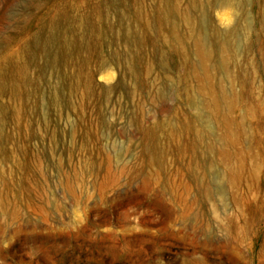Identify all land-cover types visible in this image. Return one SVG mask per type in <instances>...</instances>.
<instances>
[{"label": "rangeland", "instance_id": "obj_1", "mask_svg": "<svg viewBox=\"0 0 264 264\" xmlns=\"http://www.w3.org/2000/svg\"><path fill=\"white\" fill-rule=\"evenodd\" d=\"M95 1L0 0V65L60 10L85 13ZM178 2L205 43H211V31L224 36L234 30L235 49L241 52L246 40L249 44L250 61L242 66L251 67L252 74L235 86L239 103L233 112L247 127L231 157L219 151L205 155L199 147L172 150L164 165L149 169L145 131L156 123L173 128L190 117L204 131L203 140L209 138L218 150L221 142L214 120L193 107L209 93L216 95L218 74L208 65L209 78L203 76L190 57L198 73L190 78L189 64L165 47L167 35L147 0L144 20L132 9L126 12L138 27L146 68L136 63L133 88L122 84L121 65L105 61L109 49L100 47V58L90 66L91 84L98 94L107 91V98L78 113L64 108L59 120L49 113L45 131L39 123L49 69L30 64L37 116H30L27 132L5 117L8 137L0 143L6 174L0 176V264H264V0H241L240 12L223 0L195 8L188 0ZM250 109L253 118L245 112ZM79 114L82 127L68 137L65 131ZM87 125L89 135L83 133ZM54 127L63 133L53 136ZM195 161L201 173L194 172ZM202 181L207 198L198 191Z\"/></svg>", "mask_w": 264, "mask_h": 264}, {"label": "bare ground", "instance_id": "obj_2", "mask_svg": "<svg viewBox=\"0 0 264 264\" xmlns=\"http://www.w3.org/2000/svg\"><path fill=\"white\" fill-rule=\"evenodd\" d=\"M146 1L96 0L85 13L76 12L74 14L75 12L70 10H60L40 31L29 36L18 55L17 52L9 54L4 63L0 65V143L8 137L7 131L5 132L4 129L5 117L11 121L15 129L24 127V131L27 132L30 116L37 113L32 91L36 77L34 71L30 70L31 63L39 69H43L45 66L49 69L46 83L48 87L47 100L46 103L44 102L46 108L42 115L40 114L39 123L45 131L49 128L47 119L49 113L54 120H59L63 115L64 108L68 112L78 113L83 106H91L94 100L102 99L104 101L107 98V91L103 92L104 95L98 94L91 84L90 66L100 58L98 54L100 47L109 49L105 61L121 65L122 84L130 85L129 87L133 88L131 84L137 76L136 63L139 62L142 69L146 68L140 57L143 41L136 34L137 26L134 28L130 24L127 17L130 13L126 14V12L132 9L137 20H144L146 15L143 6ZM149 1L152 3L151 8L157 18L159 29L167 35L164 40L165 47L181 56L189 64L190 78H198V73L192 66L190 57H194L199 62V70L201 73L204 72L203 76L209 78L205 73L208 65H211L213 71L218 74L219 77L214 80L213 84L216 95L209 93L207 98L204 97L198 105H193V107L197 111H205L214 120L217 124V138L221 142V147L218 150L209 138L203 140L204 131L200 130L190 117L181 119L177 125L175 124L177 127L173 128L165 123H156L145 131V139L149 145L148 153L151 154L150 161H148L149 169H151L150 164L151 166L164 165L165 157H168L167 154L172 150L184 153L199 147V151L205 155L219 151V155L231 157V147L237 142L239 133L247 127L243 123L244 120L240 121L239 118L233 116L239 103V95L235 86L243 84L252 74L251 67L243 70L242 66V63L250 61L247 40L243 43L241 52L234 46V30L224 36H219L217 32L211 31L209 33L211 43H205L201 30L198 31L195 23L180 11L178 0ZM188 1L190 6L195 8L197 4L206 5L211 0ZM223 1L238 12L244 8L241 0ZM191 18L193 17L191 16ZM50 75L52 79L56 80V84H51ZM5 95L8 97L6 103L3 102ZM245 112L250 115V118H253L255 114L253 109ZM83 121V116L79 114L74 126H71L69 131H65L68 137L74 135L76 130L82 127ZM86 129L83 130V133L89 135L91 126L87 125ZM59 133L62 134L63 131L54 127L53 136ZM26 135L28 136V134ZM42 135L41 132L36 133L38 138H41ZM189 141H193V146ZM56 149H61L60 145H56ZM134 160L135 157L130 162H125L121 167L125 169L127 164H131ZM206 162L209 164L208 160L204 164ZM2 167L0 176H5ZM193 167L195 173H201L197 161L194 162ZM152 170L154 171L153 168ZM231 174H235V171ZM170 175L171 172L168 170L167 182H169ZM206 186L203 181L198 185V191L205 198L209 196ZM182 218L185 222L188 220V215L184 213Z\"/></svg>", "mask_w": 264, "mask_h": 264}]
</instances>
